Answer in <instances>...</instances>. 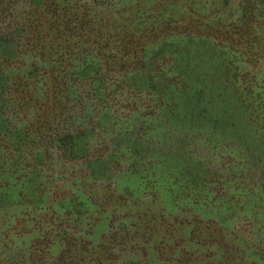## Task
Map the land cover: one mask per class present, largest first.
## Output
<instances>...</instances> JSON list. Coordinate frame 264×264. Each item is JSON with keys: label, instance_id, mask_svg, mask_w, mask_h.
<instances>
[{"label": "rangeland", "instance_id": "rangeland-1", "mask_svg": "<svg viewBox=\"0 0 264 264\" xmlns=\"http://www.w3.org/2000/svg\"><path fill=\"white\" fill-rule=\"evenodd\" d=\"M256 1L61 0L82 32L43 54L45 0H0V264H264ZM121 24L155 27L131 76Z\"/></svg>", "mask_w": 264, "mask_h": 264}, {"label": "trees", "instance_id": "trees-1", "mask_svg": "<svg viewBox=\"0 0 264 264\" xmlns=\"http://www.w3.org/2000/svg\"><path fill=\"white\" fill-rule=\"evenodd\" d=\"M256 6V0H241L240 2V7L242 9L241 19L245 27L247 28H252L254 26L253 19L257 11ZM78 18V10L74 8L70 9L69 11L65 10L64 4H62L61 0H45L43 10L39 12V21L41 28L39 34L42 36V38L44 37L45 42L40 44V47H38L37 45V48H40L43 54L50 50H56L55 54L64 53L69 48H72V46H70L71 44L67 43V39L70 38L72 32H82V29L80 28L81 23ZM28 25V23H23L19 30H31L33 24L29 26ZM93 26L94 25L87 27L84 35L86 34V36H89V33H94L95 29ZM121 27L124 32L129 33V37L127 40L128 43H125L123 45V49L126 50V55H124L125 57L119 52L116 56L118 57L119 55V58L115 59V63L116 60H118V62L128 65L130 71L126 72L125 76H131L134 73L140 72L141 64L150 63V58H148L146 55H140L139 53H137L138 47L136 46V43L138 42V40H142L143 35L148 32L149 27L151 29L155 27H151L149 25L148 27L141 26L140 29L136 30L124 27L123 24H121ZM149 72H151L150 69L147 70V73Z\"/></svg>", "mask_w": 264, "mask_h": 264}]
</instances>
